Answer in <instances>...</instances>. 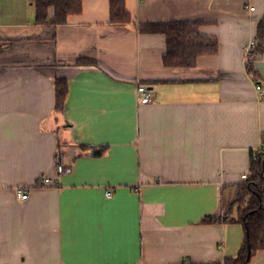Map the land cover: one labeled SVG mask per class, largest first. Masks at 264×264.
<instances>
[{
	"label": "crops",
	"instance_id": "1",
	"mask_svg": "<svg viewBox=\"0 0 264 264\" xmlns=\"http://www.w3.org/2000/svg\"><path fill=\"white\" fill-rule=\"evenodd\" d=\"M125 1L124 25L110 22V0H83L54 26L36 23L34 0H0V264L238 254L243 224L217 218L264 137V91L247 70L264 0ZM172 20L202 21L218 52L166 66L165 34L137 25ZM252 61L264 77V50ZM57 77L69 86L63 112Z\"/></svg>",
	"mask_w": 264,
	"mask_h": 264
},
{
	"label": "trees",
	"instance_id": "2",
	"mask_svg": "<svg viewBox=\"0 0 264 264\" xmlns=\"http://www.w3.org/2000/svg\"><path fill=\"white\" fill-rule=\"evenodd\" d=\"M34 6L36 23L57 26L66 24L71 15L80 14L83 10V0H34ZM50 8L54 9L53 15L49 13ZM131 19L125 0H110L111 23L124 25ZM201 24L202 21L198 20L144 22L137 25V30L164 33L167 48L163 55V63L170 67H190L197 63L200 55L216 54L219 50V39L216 36L202 33ZM263 50L264 16L257 25L254 46L247 53V70L262 86H264V77L254 69L252 60ZM55 85V110L63 112L69 91L68 81L64 77H57ZM105 151L104 147L102 150L95 151L94 155H102ZM58 156L57 166H59ZM205 220L214 221L215 219ZM217 220L243 224L246 236L237 256H226L223 261L218 262L185 264H250L257 251L264 250V149L252 153L249 177L237 184L233 198L225 203L223 216ZM249 245L250 252L248 251Z\"/></svg>",
	"mask_w": 264,
	"mask_h": 264
},
{
	"label": "built area",
	"instance_id": "3",
	"mask_svg": "<svg viewBox=\"0 0 264 264\" xmlns=\"http://www.w3.org/2000/svg\"><path fill=\"white\" fill-rule=\"evenodd\" d=\"M251 9L254 10L255 7H251ZM253 46H254V41L250 44L247 53L249 52L250 49H252ZM257 89H259L261 91H264V86H262L261 84H257ZM138 92H139V94H141V102L147 103V102H149L151 100V98H150V96L148 94L147 88L144 85H140L138 87ZM260 149L261 150L264 149V137L261 140V142H260V144H259V146L257 147L256 150H260ZM249 175L250 174H248V173H243L242 174V178L245 180V179H247L249 177ZM42 181L44 182V184H46L47 182H49V178L48 177L42 178ZM16 192H17V196L20 199H27L28 196H29L28 191L26 189L22 188V187H18L16 189ZM107 195L111 196L112 195V190H108L107 191Z\"/></svg>",
	"mask_w": 264,
	"mask_h": 264
},
{
	"label": "water",
	"instance_id": "4",
	"mask_svg": "<svg viewBox=\"0 0 264 264\" xmlns=\"http://www.w3.org/2000/svg\"><path fill=\"white\" fill-rule=\"evenodd\" d=\"M248 251H249V252L251 251V247H250V245L248 246Z\"/></svg>",
	"mask_w": 264,
	"mask_h": 264
}]
</instances>
